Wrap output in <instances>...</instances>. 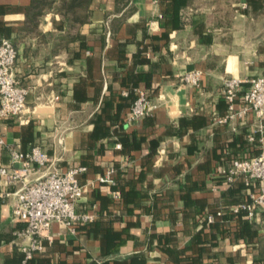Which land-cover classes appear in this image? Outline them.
<instances>
[{
    "label": "crops",
    "instance_id": "1",
    "mask_svg": "<svg viewBox=\"0 0 264 264\" xmlns=\"http://www.w3.org/2000/svg\"><path fill=\"white\" fill-rule=\"evenodd\" d=\"M262 2L94 0L74 37L52 13L24 32L30 0H0V39L13 42L16 78L31 89L23 113L2 121L4 141L39 146L61 171L85 167L75 209L94 215L74 234L53 222L27 264H264V221L232 211L258 182L225 175L234 159L264 153V116L217 122L224 79L264 74ZM228 4L231 25L219 26ZM191 70L199 86L180 81ZM139 91L156 107L129 122ZM17 165L0 145V166ZM110 169L115 185L97 181ZM11 204L0 196V264L23 259Z\"/></svg>",
    "mask_w": 264,
    "mask_h": 264
},
{
    "label": "built area",
    "instance_id": "2",
    "mask_svg": "<svg viewBox=\"0 0 264 264\" xmlns=\"http://www.w3.org/2000/svg\"><path fill=\"white\" fill-rule=\"evenodd\" d=\"M17 50L8 38L0 39V145L10 154L11 162L17 167L0 166V187L15 186L10 192H0L1 197H11V217L24 224L15 232L16 236L25 240L21 244L23 259L19 264H27L35 252L42 250L41 239L50 238L48 233L53 222L63 224L70 233L76 232L77 223H88L94 215L87 212H77L78 199L83 193L78 175L85 167H72L65 171L55 166L54 158L39 146H32L22 152L13 145H8L1 134L2 121L10 116L23 113L27 96L31 89L19 83L15 74ZM202 71L191 70L181 75L180 81L191 86H199ZM246 85V89H242ZM222 96L227 109L219 124L242 119L248 111L258 118L264 116V74L251 78L232 76L225 78L222 86ZM237 98L243 102L236 109ZM57 99V97H55ZM156 104L152 103L143 91H139L133 101L128 121L152 114ZM62 143V137L58 138ZM119 148L120 144H116ZM39 172L38 174H36ZM113 170L97 176L100 183L115 185L112 178ZM242 174L246 184L258 182L259 193L252 196L248 202L237 203L232 211L243 214L251 220L264 221V153L246 159H234L225 171L227 181ZM220 214V213H219ZM213 220L212 215L208 221Z\"/></svg>",
    "mask_w": 264,
    "mask_h": 264
},
{
    "label": "trees",
    "instance_id": "3",
    "mask_svg": "<svg viewBox=\"0 0 264 264\" xmlns=\"http://www.w3.org/2000/svg\"><path fill=\"white\" fill-rule=\"evenodd\" d=\"M94 0H30L25 9V21L22 31L34 33L38 31V24L47 13L58 15L66 25L69 34L77 36L79 27L89 20ZM233 11L235 7L232 8ZM232 11V14H233ZM264 12V0L259 14Z\"/></svg>",
    "mask_w": 264,
    "mask_h": 264
},
{
    "label": "rangeland",
    "instance_id": "4",
    "mask_svg": "<svg viewBox=\"0 0 264 264\" xmlns=\"http://www.w3.org/2000/svg\"><path fill=\"white\" fill-rule=\"evenodd\" d=\"M232 0H228V3ZM230 4V3H229ZM218 7V12L215 14V18H217V25L224 26V27H230L231 20L234 16V11L230 5ZM233 11V14H232ZM260 24L264 25V12L260 14ZM218 26V27H219Z\"/></svg>",
    "mask_w": 264,
    "mask_h": 264
}]
</instances>
